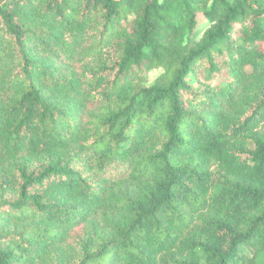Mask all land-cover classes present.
Returning <instances> with one entry per match:
<instances>
[{"label":"trees","instance_id":"1","mask_svg":"<svg viewBox=\"0 0 264 264\" xmlns=\"http://www.w3.org/2000/svg\"><path fill=\"white\" fill-rule=\"evenodd\" d=\"M0 264H264V0H0Z\"/></svg>","mask_w":264,"mask_h":264},{"label":"rangeland","instance_id":"2","mask_svg":"<svg viewBox=\"0 0 264 264\" xmlns=\"http://www.w3.org/2000/svg\"><path fill=\"white\" fill-rule=\"evenodd\" d=\"M204 17L202 16V20L201 21V28L202 30H204V27L207 25V22L204 21L203 19ZM164 72V68L163 67H154V66H150L147 71L145 72V75H144V80H145V83L150 85L152 84L153 82H155V80Z\"/></svg>","mask_w":264,"mask_h":264}]
</instances>
